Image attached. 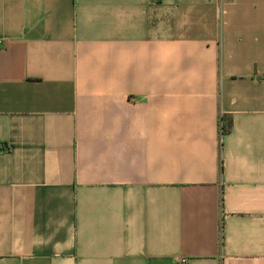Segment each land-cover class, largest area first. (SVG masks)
<instances>
[{"label": "crops", "instance_id": "0c3cea01", "mask_svg": "<svg viewBox=\"0 0 264 264\" xmlns=\"http://www.w3.org/2000/svg\"><path fill=\"white\" fill-rule=\"evenodd\" d=\"M184 258L264 264V0H0V264Z\"/></svg>", "mask_w": 264, "mask_h": 264}, {"label": "trees", "instance_id": "16d2710c", "mask_svg": "<svg viewBox=\"0 0 264 264\" xmlns=\"http://www.w3.org/2000/svg\"><path fill=\"white\" fill-rule=\"evenodd\" d=\"M231 123H224L223 124V132H228L229 128H230Z\"/></svg>", "mask_w": 264, "mask_h": 264}, {"label": "built area", "instance_id": "2783aa9c", "mask_svg": "<svg viewBox=\"0 0 264 264\" xmlns=\"http://www.w3.org/2000/svg\"><path fill=\"white\" fill-rule=\"evenodd\" d=\"M187 262V260L184 258L182 259V263L185 264Z\"/></svg>", "mask_w": 264, "mask_h": 264}]
</instances>
